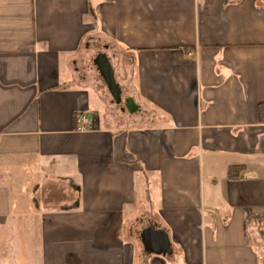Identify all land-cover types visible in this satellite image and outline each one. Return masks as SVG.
Here are the masks:
<instances>
[{
	"label": "crops",
	"instance_id": "obj_1",
	"mask_svg": "<svg viewBox=\"0 0 264 264\" xmlns=\"http://www.w3.org/2000/svg\"><path fill=\"white\" fill-rule=\"evenodd\" d=\"M263 107L264 0H0V264H264Z\"/></svg>",
	"mask_w": 264,
	"mask_h": 264
},
{
	"label": "water",
	"instance_id": "obj_2",
	"mask_svg": "<svg viewBox=\"0 0 264 264\" xmlns=\"http://www.w3.org/2000/svg\"><path fill=\"white\" fill-rule=\"evenodd\" d=\"M95 63L115 102L121 103L122 90L116 79L115 71L109 57L105 53H100L96 57ZM126 104L130 108L131 112H134L138 109L131 98L126 100Z\"/></svg>",
	"mask_w": 264,
	"mask_h": 264
},
{
	"label": "trees",
	"instance_id": "obj_3",
	"mask_svg": "<svg viewBox=\"0 0 264 264\" xmlns=\"http://www.w3.org/2000/svg\"><path fill=\"white\" fill-rule=\"evenodd\" d=\"M234 170L235 169H232V168L229 170V174L231 177L234 178L235 176H239V175L242 176L241 173L234 174L235 172ZM253 223H257L258 228L260 229L261 235L264 237V216L256 214L255 212L249 209L246 211L245 225L249 226L250 224H253Z\"/></svg>",
	"mask_w": 264,
	"mask_h": 264
},
{
	"label": "rangeland",
	"instance_id": "obj_4",
	"mask_svg": "<svg viewBox=\"0 0 264 264\" xmlns=\"http://www.w3.org/2000/svg\"><path fill=\"white\" fill-rule=\"evenodd\" d=\"M90 64L92 66V70L89 71L88 75L91 77V80H95V81H97L99 83V85H102V86L105 87V89L107 90V92H109V97H110L111 101L113 102L112 103V106L115 108L114 114L115 115H120L119 105H117L115 103V100H114L113 96L110 94V91H109L106 83L104 82L103 77L98 72L96 66L92 62H90ZM116 108H118V110H116Z\"/></svg>",
	"mask_w": 264,
	"mask_h": 264
},
{
	"label": "built area",
	"instance_id": "obj_5",
	"mask_svg": "<svg viewBox=\"0 0 264 264\" xmlns=\"http://www.w3.org/2000/svg\"><path fill=\"white\" fill-rule=\"evenodd\" d=\"M262 112L264 114V107L262 109ZM76 122H77V129L81 131H88L93 129V125L91 121L89 120V117L85 113H80L76 117Z\"/></svg>",
	"mask_w": 264,
	"mask_h": 264
}]
</instances>
